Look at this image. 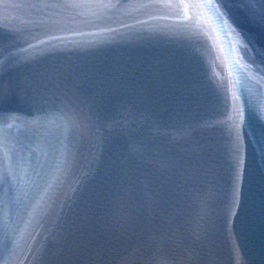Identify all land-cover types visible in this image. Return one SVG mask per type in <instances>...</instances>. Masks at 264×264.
<instances>
[{
	"label": "water",
	"instance_id": "obj_1",
	"mask_svg": "<svg viewBox=\"0 0 264 264\" xmlns=\"http://www.w3.org/2000/svg\"><path fill=\"white\" fill-rule=\"evenodd\" d=\"M100 7L0 0V264H264V0Z\"/></svg>",
	"mask_w": 264,
	"mask_h": 264
},
{
	"label": "snow or ice",
	"instance_id": "obj_2",
	"mask_svg": "<svg viewBox=\"0 0 264 264\" xmlns=\"http://www.w3.org/2000/svg\"><path fill=\"white\" fill-rule=\"evenodd\" d=\"M82 3H87V4H97V5H101V7L98 9L99 11H104V8L102 7L105 3V0H81ZM207 23L210 25L211 24V20L209 19L207 21Z\"/></svg>",
	"mask_w": 264,
	"mask_h": 264
}]
</instances>
